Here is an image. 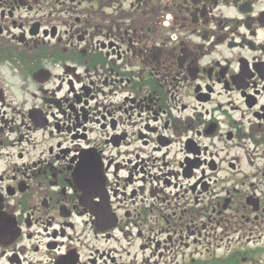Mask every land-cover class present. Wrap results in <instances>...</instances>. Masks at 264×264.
<instances>
[{
	"label": "flooded vegetation",
	"instance_id": "obj_1",
	"mask_svg": "<svg viewBox=\"0 0 264 264\" xmlns=\"http://www.w3.org/2000/svg\"><path fill=\"white\" fill-rule=\"evenodd\" d=\"M0 264H264V0H0Z\"/></svg>",
	"mask_w": 264,
	"mask_h": 264
}]
</instances>
